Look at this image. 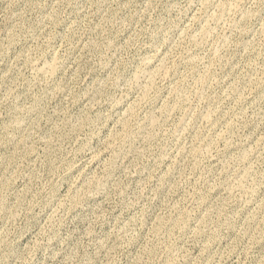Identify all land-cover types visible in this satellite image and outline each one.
<instances>
[{
	"label": "rangeland",
	"instance_id": "1",
	"mask_svg": "<svg viewBox=\"0 0 264 264\" xmlns=\"http://www.w3.org/2000/svg\"><path fill=\"white\" fill-rule=\"evenodd\" d=\"M0 264H264V0H0Z\"/></svg>",
	"mask_w": 264,
	"mask_h": 264
},
{
	"label": "bare ground",
	"instance_id": "2",
	"mask_svg": "<svg viewBox=\"0 0 264 264\" xmlns=\"http://www.w3.org/2000/svg\"><path fill=\"white\" fill-rule=\"evenodd\" d=\"M221 1H222V0H221ZM226 1H227V0H226ZM232 1H233V0H232ZM234 1H235V0H234ZM223 2H224V1H223ZM223 2H221V3H223ZM228 2H229V1H228ZM228 2H227V3H228ZM230 2H231V1H230ZM231 3H232V2H231ZM228 4H230V3H228ZM233 4H234V3H233ZM219 5H220V4H219ZM222 5H223V4H222ZM230 5H231V4H230ZM230 5H228V6L231 7ZM220 6H221V5H220ZM223 6H225V7H224V9L221 8L222 10H224V13H223V11H222V14H226L227 12L225 11V9H226L227 6H226V5H223ZM234 6H235V5H234ZM221 7H222V6H221ZM227 8H228V7H227ZM231 8H232V7H231ZM233 8H234V7H233ZM218 9H219V8H218ZM229 9H230V8H229ZM231 10H232V9H230V11H231ZM219 11H220V10H219ZM219 11H217V12H219ZM241 11H242V10H241ZM220 12H221V11H220ZM234 12H235V11H234ZM229 13H230V12H229ZM222 14H220L219 17L222 16ZM216 15H217V14H216ZM217 16H218V15H217ZM223 16H224V15H223ZM224 17H225V16H224ZM232 17H233V16H232ZM215 18H216V16H215ZM220 19H222V18H220ZM213 20H214V19H213ZM217 21L219 22L220 20H218V18H217ZM56 67H57V66H55V65H54V66H51V67H50V68H51V69H50V72H54V71H56V69H55ZM52 74H53V73H52ZM201 78H202V77H201ZM204 78H205V77H204ZM203 80H204V79H202V81H203ZM197 81H198V80H197ZM200 81H201V79H200ZM204 81H205V80H204ZM204 81H203V82H204ZM203 82H201V83H203ZM199 83H200V82H199ZM199 83H198V84H199ZM196 84H197V82H196ZM203 84L205 85V82H204ZM199 85H200V84H199ZM199 88H200V87H199ZM147 93H148V92H147ZM147 93H145V94H147ZM143 97H145V96H143ZM146 98H147V96H146ZM146 98H145V99H146ZM143 100H144V98H143ZM167 108H168V107H167ZM165 109H166V107H165ZM131 110H132V109H131ZM167 110H168V109H167ZM167 110H166V111H167ZM169 110H171V108H170ZM166 111H165V112H166ZM131 112H133V111H131ZM167 112H168V111H167ZM185 112H186V110H185ZM211 113H212V112H211ZM149 118H150V117H149ZM151 119H152V118H151ZM153 119H154V118H153ZM206 119H207V118H206ZM154 120H155V119H154ZM147 122H148V120H147ZM149 122H150V119H149ZM154 123H157V122L154 121ZM125 124H127V123H125ZM128 124H129V123H128ZM151 124H152V123H151ZM157 124H158V123H157ZM154 125H155V124H154ZM154 125H153V126H154ZM124 126H125V125H124ZM128 127H129V125H128ZM129 138H130V137H129ZM150 139H151V138H150ZM198 150H199V148H198ZM200 151H201V150H200ZM195 152H196V150H195ZM199 153H200V152H199ZM194 154H195V153H194ZM176 223H177V222H176Z\"/></svg>",
	"mask_w": 264,
	"mask_h": 264
}]
</instances>
